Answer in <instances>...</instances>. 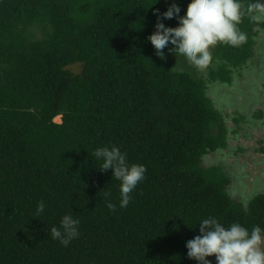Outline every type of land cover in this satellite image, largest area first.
Instances as JSON below:
<instances>
[{
    "label": "trees",
    "instance_id": "1",
    "mask_svg": "<svg viewBox=\"0 0 264 264\" xmlns=\"http://www.w3.org/2000/svg\"><path fill=\"white\" fill-rule=\"evenodd\" d=\"M155 2L0 0V264H197L185 245L202 219L264 228V192L233 195L224 166L203 164L237 130L208 88L253 57L264 0H238L246 42L217 44L202 71L155 55L153 9L172 0ZM176 2L183 15L190 0ZM112 146L147 168L126 208L92 158ZM66 214L80 220L67 247L50 234Z\"/></svg>",
    "mask_w": 264,
    "mask_h": 264
},
{
    "label": "clouds",
    "instance_id": "2",
    "mask_svg": "<svg viewBox=\"0 0 264 264\" xmlns=\"http://www.w3.org/2000/svg\"><path fill=\"white\" fill-rule=\"evenodd\" d=\"M158 2L156 0L153 5ZM153 15L156 23L147 40L161 60L173 55L206 68L213 60L211 49L217 44L239 47L247 40L246 34L237 29L241 21L238 0H190L183 15L180 5L172 0L163 12L153 9ZM172 19L177 21V26H166L164 21ZM92 158L99 162V171L111 170L112 177L120 181L119 207L126 208L132 199L131 193L146 178L145 165L129 164L127 154L116 146L97 148ZM104 195L107 198L110 193ZM45 207V201L41 200L34 218H39ZM116 207L111 200L107 201L109 211H115ZM79 225L78 218L66 214L58 227L50 229L51 238L67 247L79 237ZM198 225L199 234L185 245L190 260L197 264H213L209 257H214L215 264H264V228L259 225L251 231L240 223H232L226 228L211 216L202 219Z\"/></svg>",
    "mask_w": 264,
    "mask_h": 264
},
{
    "label": "rangeland",
    "instance_id": "3",
    "mask_svg": "<svg viewBox=\"0 0 264 264\" xmlns=\"http://www.w3.org/2000/svg\"><path fill=\"white\" fill-rule=\"evenodd\" d=\"M261 43L264 44V38L263 40L258 39L256 41V45L257 44L260 45ZM263 44L261 45L264 46ZM259 48L263 50L259 53H264V48L262 47H259ZM212 50L213 48L211 49V52H213ZM187 62L191 63L189 61ZM67 68L74 72H78L81 68V65L78 63H75V64L68 65ZM202 69L203 68H199L198 70L202 71ZM241 82L243 81L241 80ZM236 84L238 83H236V80L234 79L232 84H230L229 86H226V85L213 86V84L210 85L211 87L209 86L210 87L209 91L212 95L211 96L212 101H213V97L215 96L217 97L215 101L220 104L217 108H219L222 112L225 111L226 109L230 110V114L225 115L227 117L225 120L226 125L228 126L227 130H229L230 128L231 129L235 128L237 130L234 133L235 137L229 140L228 148L225 147L226 149H229V152L226 151V155H223V156H220L216 152L210 153L209 155H205V157L203 158V164L206 166V165L213 164V163L214 164L220 163L221 165L224 166L223 168L227 172L229 173L232 172L237 175V178H236L237 180H235L237 184H239L242 187H245V186L248 187L250 190V193L251 191L263 193L264 192V182L263 184L256 186L255 179L257 176H259L262 180H264V165H262V162L261 163L259 162L261 159L260 156H255L254 154H257V153L255 152L254 154L250 153V150L252 149V147L255 148V147H258L259 145H264V126L261 125L258 127V129L257 128L253 129L254 120L250 118L253 117L259 120L261 116H264V114L259 111H255L254 113H252V117H249L247 110L252 107L249 106L248 108V101L246 102V100L244 99V96H237L236 94L237 92L235 88ZM219 87H222V89L220 90ZM229 94H234V95L230 97V99H226L225 97H227ZM223 99L225 102L223 101ZM241 102H245V103L242 104ZM249 102H251V105L254 106L251 100H249ZM261 105H264V102ZM232 116H237L234 122L233 120L230 119ZM56 121L58 122L59 120H56ZM250 129L251 131L249 132ZM243 138H247V140H244L245 141L244 143H246V145H244L245 147L240 144L236 145L235 141L238 142L240 141V139L243 141ZM257 141L261 142L262 144L260 143L258 144ZM232 146H235V147H232ZM243 148H245V150H243ZM246 149L248 151H246ZM259 164H261V166H259ZM246 187L242 188L245 193L244 196L249 195V192ZM256 188H258L259 191H255L254 189ZM230 190L233 193V195H235V193L232 191L231 188ZM238 192L239 194H241L240 191ZM240 197H243V195H240Z\"/></svg>",
    "mask_w": 264,
    "mask_h": 264
},
{
    "label": "crops",
    "instance_id": "4",
    "mask_svg": "<svg viewBox=\"0 0 264 264\" xmlns=\"http://www.w3.org/2000/svg\"><path fill=\"white\" fill-rule=\"evenodd\" d=\"M263 38H264V31H260L259 33H257V35L254 39L255 40V44H254L255 46H254V50L252 53L253 57H250L247 59L246 63L244 64V68L241 69V75H238V76L236 75L230 83H216V84L214 83L213 84V86H217V85L229 86L230 84H232L233 80L235 79L236 83H238L235 85L236 92H237V93L236 92L235 93L237 94V96H244V99L246 100V102L248 101V108H249V106L252 107V108H249L247 110L249 117H252V113H254L255 111H259V112L264 114V105H261L264 102V53H259V52L263 51L259 47L264 48V46L261 45L263 43H261L260 45H258V44L256 45V41L258 39L263 40ZM241 80L243 82H241ZM210 87L208 88V95L212 96L210 91H209ZM219 88H220V90L222 89V87H219ZM233 95L234 94H229L225 98L230 99V97H232ZM256 95H258V96H256ZM216 98L217 97L214 96L213 101H214L216 106H219L220 104L215 101ZM249 100H251L253 102L254 106L251 105V102H249ZM223 101H224V99H223ZM241 103L244 104L245 102H241ZM255 105H256V107H255ZM223 112L225 113L224 115L230 114V110H228V109H226ZM250 119L254 120L253 121V123H254L253 129L254 128L258 129V127L261 125L264 126V116H261L259 120L256 118H253V117ZM250 131H251V129L249 130V132ZM244 140H247V138H243V141L241 139L238 142L235 141V143H236V145L240 144V145L244 146V145H246V143H244L245 142ZM257 143L262 144L261 142H258V141H257ZM232 147H235V146H232ZM258 147H255V148L252 147V149L250 150V153H253V154H254V152L257 153L254 155L260 156L261 159L259 162L260 163L262 162V165H264L263 164L264 163V154L257 152L258 151L257 149H259ZM226 148H228V147H226ZM226 148H223L222 150H219V151L217 150L216 153H218L220 156L226 155V151L229 152V149H226ZM243 150H245V148H243ZM246 151H248V150L246 149ZM259 166H261V164H259ZM237 173H239V172H237ZM230 175L232 177V182L230 184V188L235 193V195H238L239 194L238 191H240L241 194L244 196L245 193H244L242 188H245L246 186L242 187L235 182V180H237L236 174L231 172ZM263 182H264V180H262L259 176L256 177V179H255V185L256 186L263 184ZM246 188H247L248 192L250 193L249 188L248 187H246ZM254 190L259 191L258 188L254 189ZM251 193H252V191H251Z\"/></svg>",
    "mask_w": 264,
    "mask_h": 264
}]
</instances>
